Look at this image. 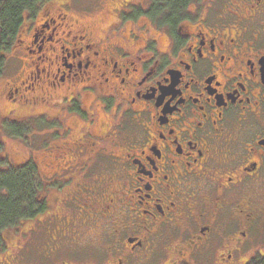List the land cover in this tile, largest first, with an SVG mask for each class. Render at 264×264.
<instances>
[{"label": "flooded vegetation", "instance_id": "af4514ba", "mask_svg": "<svg viewBox=\"0 0 264 264\" xmlns=\"http://www.w3.org/2000/svg\"><path fill=\"white\" fill-rule=\"evenodd\" d=\"M10 60L0 264H264V0H45Z\"/></svg>", "mask_w": 264, "mask_h": 264}, {"label": "trees", "instance_id": "16d2710c", "mask_svg": "<svg viewBox=\"0 0 264 264\" xmlns=\"http://www.w3.org/2000/svg\"><path fill=\"white\" fill-rule=\"evenodd\" d=\"M44 1L0 0V74L4 69L5 57L9 53L11 41L22 24L24 14L35 12L38 4ZM181 1L153 0L156 4L175 5V7ZM2 148L0 144V153H4ZM25 176V172L20 168L0 171V232L12 225H17L22 213L27 207L30 208L32 191H27L29 187H27Z\"/></svg>", "mask_w": 264, "mask_h": 264}, {"label": "rangeland", "instance_id": "374dc122", "mask_svg": "<svg viewBox=\"0 0 264 264\" xmlns=\"http://www.w3.org/2000/svg\"><path fill=\"white\" fill-rule=\"evenodd\" d=\"M31 59H34V57H32ZM14 67L15 69L17 68V66H15V64L13 63V60L12 61L10 60L8 63V69H6L5 73L0 76V110L2 111L7 108L6 103H5L6 101L4 99L5 97H4V92H3V86L5 82L9 80V78L11 77L10 74L12 73ZM11 146H13V148H11ZM30 151L36 154L34 155L35 161H36V159L38 158L37 151H33V150H30ZM4 152H6L8 158L11 159L15 163L16 162L22 163L25 161L26 150H24V148L22 147V142L19 140L8 139V141L4 144ZM36 249H33V253L35 255L37 254Z\"/></svg>", "mask_w": 264, "mask_h": 264}]
</instances>
